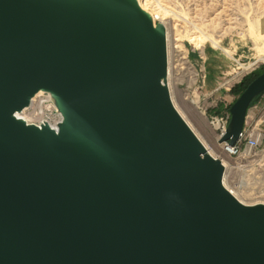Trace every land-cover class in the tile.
Listing matches in <instances>:
<instances>
[{
  "label": "water",
  "instance_id": "water-1",
  "mask_svg": "<svg viewBox=\"0 0 264 264\" xmlns=\"http://www.w3.org/2000/svg\"><path fill=\"white\" fill-rule=\"evenodd\" d=\"M137 0H0V264H264L246 205L174 106ZM61 119L16 114L38 91ZM264 71L229 107L240 137Z\"/></svg>",
  "mask_w": 264,
  "mask_h": 264
},
{
  "label": "rangeland",
  "instance_id": "rangeland-1",
  "mask_svg": "<svg viewBox=\"0 0 264 264\" xmlns=\"http://www.w3.org/2000/svg\"><path fill=\"white\" fill-rule=\"evenodd\" d=\"M163 21L169 31L167 85L174 105L197 135L225 160L226 184L247 203L264 201V139L250 155L230 156L223 152L218 132L210 120L238 95L231 88L244 76L264 69V33L259 19L264 13V0H138ZM157 1L167 10L157 6ZM217 43L205 40L197 47L191 36L197 30ZM45 92L33 98L32 105L18 117L37 122L39 100ZM257 111L250 109L248 120H258L264 132V97L257 101ZM48 108V107H45ZM46 115L57 119V112Z\"/></svg>",
  "mask_w": 264,
  "mask_h": 264
},
{
  "label": "built area",
  "instance_id": "built-area-1",
  "mask_svg": "<svg viewBox=\"0 0 264 264\" xmlns=\"http://www.w3.org/2000/svg\"><path fill=\"white\" fill-rule=\"evenodd\" d=\"M154 20L155 22H158L157 19H154ZM262 97H264V94L260 98ZM33 99L34 98H32L31 100L30 106L32 105ZM259 99H257V101ZM39 101L40 102H39V108H38L39 112L38 113L41 119L38 120L37 122H30V121L28 122L39 125L41 122L47 121L50 124V126L56 127L57 123L61 119V116L57 112L54 104L52 103L50 95L46 93L45 97L41 98ZM257 101L248 108L245 121L243 124V128H242V132L238 140L235 142V144L230 145L227 142L219 143L221 146V149L226 154L230 156L244 157V156L250 155L251 152H254L260 146L262 140L264 139V132L259 127L258 120H254V119H251L250 121L248 120V116H249L248 112L250 111V109H255V111H257V108H258ZM45 107H48V108H45ZM49 110L54 113L57 112L59 114V117L57 119H52L48 117L46 115V112ZM229 118H230V113H229L228 106H226L225 109L221 111L219 114H216L213 117H211L210 122L215 128V130L218 132V138L224 133L225 128L228 124ZM226 170H227V167H225V173H226Z\"/></svg>",
  "mask_w": 264,
  "mask_h": 264
},
{
  "label": "bare ground",
  "instance_id": "bare-ground-1",
  "mask_svg": "<svg viewBox=\"0 0 264 264\" xmlns=\"http://www.w3.org/2000/svg\"><path fill=\"white\" fill-rule=\"evenodd\" d=\"M137 2H138V4H139V6L143 9V10H145L146 12H148L150 15H151V17H152V19L154 20V19H157L160 23H163V21L161 20V18L160 17H158L157 15H155V16H153L149 11H147V9H146V3H141V2H139L138 0H137ZM157 6H158V8L159 9H162L164 12H163V15H165V13H167V10L166 9H164L163 8V6L159 3V1H157ZM154 22H155V20H154ZM164 25V24H163ZM164 27V26H163ZM164 29H165V36H166V49H167V61H168V42H169V31H168V29H166V27H164ZM197 29V28H196ZM192 38H191V40L195 43V45L197 46V47H201V45H202V43L205 41V40H208V41H212L213 42V44L215 45V46H218L217 45V43L215 42V41H213L210 37H208V36H206L205 34H203L200 30H196L195 32H194V34L191 36ZM167 74L169 75V66H168V68H167ZM169 88V87H168ZM170 91V90H169ZM40 92V90L37 92V93H39ZM36 93V94H37ZM170 96H171V94H170ZM171 99H172V97H171ZM172 102H173V100H172ZM173 104H174V102H173ZM175 106V105H174ZM176 107V106H175ZM177 109V111L179 112V114L182 116V118L185 120V118H184V116L182 115V113L178 110V108H176ZM18 114L19 113H17L16 115L18 116ZM26 121V120H25ZM186 121V120H185ZM28 122V121H27ZM186 123L188 124V122L186 121ZM189 125V124H188ZM189 127L192 129V131L196 134V136L199 138V140L202 142V144L204 145V147L206 148V150H207V152L210 154V155H212L213 157H216V155H215V153L213 152V150L211 149V148H209L207 145H206V143L197 135V133L195 132V130L193 129V127H191L190 125H189ZM216 158H218V157H216ZM222 161V163H223V165L225 166V167H227V163H226V161L225 160H221ZM223 182H224V185H225V187L240 201V202H242L243 204H246V205H254V204H258V203H263L264 204V201H257V202H254V203H247V202H244L243 200H241L240 199V197L238 196V194L234 191V190H232L227 184H226V180H225V175H224V180H223Z\"/></svg>",
  "mask_w": 264,
  "mask_h": 264
},
{
  "label": "trees",
  "instance_id": "trees-1",
  "mask_svg": "<svg viewBox=\"0 0 264 264\" xmlns=\"http://www.w3.org/2000/svg\"><path fill=\"white\" fill-rule=\"evenodd\" d=\"M264 71V69H259V70H255L253 72H251L250 74L246 75L243 77V79L237 83L236 85H234L231 88V93L233 95H239L245 88L246 86L256 77L258 76L260 73H262ZM232 103H230L228 105V108L230 107Z\"/></svg>",
  "mask_w": 264,
  "mask_h": 264
},
{
  "label": "crops",
  "instance_id": "crops-1",
  "mask_svg": "<svg viewBox=\"0 0 264 264\" xmlns=\"http://www.w3.org/2000/svg\"><path fill=\"white\" fill-rule=\"evenodd\" d=\"M259 29L262 33H264V13L259 19Z\"/></svg>",
  "mask_w": 264,
  "mask_h": 264
}]
</instances>
